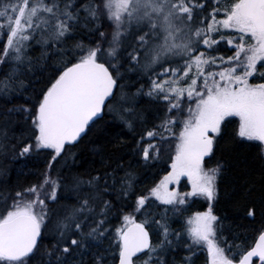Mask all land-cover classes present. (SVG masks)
Returning a JSON list of instances; mask_svg holds the SVG:
<instances>
[{
	"label": "snow or ice",
	"instance_id": "1",
	"mask_svg": "<svg viewBox=\"0 0 264 264\" xmlns=\"http://www.w3.org/2000/svg\"><path fill=\"white\" fill-rule=\"evenodd\" d=\"M0 264H264V0H0Z\"/></svg>",
	"mask_w": 264,
	"mask_h": 264
},
{
	"label": "trees",
	"instance_id": "2",
	"mask_svg": "<svg viewBox=\"0 0 264 264\" xmlns=\"http://www.w3.org/2000/svg\"><path fill=\"white\" fill-rule=\"evenodd\" d=\"M102 123V122H101ZM97 130L93 129L90 131L84 139L80 142V145L76 149L77 152H79L82 156L89 157V149L91 146V143L96 139ZM221 154L224 155V157L227 159L228 164L232 167V170L229 172L228 176L226 177L225 184L231 185L233 179L240 174L242 171V166L244 164L248 165H254L255 164V150H248V149H238L235 152L230 151L228 148H226L224 145H221V149L218 152L217 156L219 157ZM43 162V156L38 157L30 162V167H37ZM214 163V161H213ZM166 165L161 164L155 172H158L159 175L157 179L162 177L164 173V168ZM184 185L181 186L183 188ZM195 207V206H194ZM237 213L233 212L232 215H236ZM243 232V229H241Z\"/></svg>",
	"mask_w": 264,
	"mask_h": 264
},
{
	"label": "flooded vegetation",
	"instance_id": "3",
	"mask_svg": "<svg viewBox=\"0 0 264 264\" xmlns=\"http://www.w3.org/2000/svg\"><path fill=\"white\" fill-rule=\"evenodd\" d=\"M182 185H184V184L182 183ZM182 185H181V186H182Z\"/></svg>",
	"mask_w": 264,
	"mask_h": 264
}]
</instances>
